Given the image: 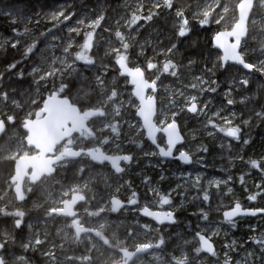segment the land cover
Segmentation results:
<instances>
[{"label":"snow or ice","instance_id":"1","mask_svg":"<svg viewBox=\"0 0 264 264\" xmlns=\"http://www.w3.org/2000/svg\"><path fill=\"white\" fill-rule=\"evenodd\" d=\"M149 2L151 7L146 15L142 12L141 0L130 19L123 17L131 31L125 34L117 28L115 36L119 40L120 47H110V51L115 54V64L118 65L119 75L124 77L126 84L132 85L131 95L127 101L121 99L123 91L119 88L116 77H112L111 86H109L106 73L111 62L105 63L101 59L98 65L97 58L90 54L95 29L101 26V21L105 19L104 15L89 14L82 8L74 10L76 8L74 4L70 6L65 2L54 10L43 13L45 18H50L54 22L51 27L47 28V31H43L39 28L40 14L33 13L29 16L23 8L16 7H5L2 10V14L10 18L11 24L16 25L12 28L14 35L11 37L13 41L11 47L16 49L22 57L20 61L13 60L7 63L0 71V139L3 140V143H0V152H4L5 158L13 162L7 181V190L15 195L17 202H25L34 187L45 180L50 179L60 183L63 197L67 198L61 199L62 207L48 208L46 215L47 217L66 216L77 238L80 237L81 232L88 231H95L97 235H102L101 229L104 227L102 224L97 229H87L79 222L78 206L88 201L86 190L95 179L85 161L93 166L98 165L101 169L110 165L114 170L104 177L111 212L125 213L135 209L137 213L150 217L161 227H174L180 223L177 215L179 205L174 202L172 195L176 189L163 192L153 178L143 172L141 182L148 191L153 193V198L149 200L146 193L138 194L133 189L134 181L125 178L136 173L141 161L137 152L122 146L124 140L127 139L128 143L136 145L145 157L173 158L168 162L173 163L179 160L184 164H192V149L186 147V137L181 134L177 120L186 108L190 113L204 115L206 117L205 127L210 125L213 130L238 142L229 143L227 147L229 149L235 147L238 150L237 158L244 160V156L239 155L241 145L251 147L255 144L250 129L258 124L264 126V79H261L264 76V58H262L264 57V13L258 11V9L264 10V0H236L234 6L227 0H203V3H197L196 9L191 13L187 8L174 3V0H149ZM159 9H163V13L157 11ZM230 11L235 12V15L228 23L227 14ZM162 15L165 22L170 20L172 25V38L169 44L160 48V52L165 57L162 70L158 67V63L154 62L156 56L151 58L144 56L143 66L138 64L129 66L132 63L130 57L135 54L137 43L133 33L139 34L140 28L143 27L140 21L153 22L152 26L155 27L160 22L158 18ZM21 24L23 32L20 31ZM117 24L119 25V21ZM211 24L219 26L212 35V49L216 51L209 49L207 57H204L203 53L198 54L197 58L189 57L188 65L185 67L192 72L191 65L199 62L204 64V67L200 69L201 75L193 74L194 82H190L189 87L201 93L208 91L217 95L222 94L226 98V105L222 103L221 107L213 113V116L223 121L222 124L217 123L204 111L208 108L207 103H204L202 108L198 106L197 95H190L191 102L188 104L176 105L172 102L168 109L163 107L159 96L163 81L157 72L169 73L171 77L183 75L179 72V65L172 60V57L179 51L178 43L186 40L189 43H195L191 37L196 30L198 28L207 30L206 26ZM30 25L35 26L30 27ZM80 26H85L89 30L85 32L84 43L80 45L81 50L73 52L72 36L62 37L59 34L64 29H67L69 34H79ZM257 39L260 55L253 57L251 53L256 49L252 48L250 40ZM57 40H60L61 44H56ZM8 42V40L4 41V43ZM0 47H3V43H0ZM49 47L62 48V54L57 56L53 52L51 55H46ZM140 55H144L142 44ZM213 55L216 57L214 62L211 60ZM37 56L43 57L40 63L35 60ZM25 60L32 65L28 73L18 67ZM78 62H83L82 67L94 70V75L81 77L76 66ZM209 62L212 63V67H208ZM219 68H226V73H231L233 70L241 73L239 77H231V87L223 93L218 92L220 84L217 80L204 79L208 73L215 75ZM148 70L156 71L146 76ZM74 73L80 80L79 86L68 79ZM26 75L32 77V83L36 85L34 91H31L30 85V91L22 94L18 88L12 87V83H8L13 77H17L13 83L22 86ZM57 80L60 81L58 85ZM44 84H50L51 87L44 88ZM250 84L258 85L255 91L249 87ZM9 88H12V91H9ZM45 92H47L46 96ZM233 92L241 97L239 101L232 95ZM181 95L184 93L181 92ZM21 96L23 98H19ZM237 103L242 104L244 108V112L239 115L238 110L229 107ZM26 104L29 105L27 109ZM125 104L135 109L131 117H129ZM223 112H228L229 115H222ZM96 120L100 121L102 135H98L96 128L93 127ZM74 124L86 127L96 143L84 146L77 144ZM123 124H127L129 129L136 130L131 139L121 136ZM245 128L249 129L247 133ZM145 131L151 141L148 147L144 146L143 139H136V137H143ZM215 134V131H208L209 136H215ZM165 138L166 143L162 146L161 142ZM12 139H15L14 144L10 143ZM42 140L46 142L41 143ZM57 143L60 144L62 150L57 149L55 146ZM112 145L115 146L114 149ZM152 145L156 150H152ZM178 145L180 147H177ZM105 146L109 147L106 149ZM49 147L51 151L48 150ZM221 147L225 145L221 144ZM262 149H264V144H262ZM196 151L210 154L209 147L204 144L197 145ZM174 153H178V156H174ZM38 159H46L48 165L39 171L34 164L30 165L32 170L24 171V177L27 178V186H25L24 177L18 179L21 162ZM229 159L232 157L230 156ZM204 160L205 157L201 156L196 162L202 163ZM151 162L156 165L161 164L159 159ZM246 166L258 170L260 179V183L255 185L257 191L249 190L247 199L250 201H256L258 198L264 200V151L261 152L259 159L249 157ZM68 172L72 173L74 179L65 183L62 174ZM250 174L245 172L240 175L241 185L247 184L246 177ZM113 176L116 178L114 186L111 180ZM188 177L194 187L202 188L200 184L202 177L198 172L194 179H192L191 172L188 173ZM160 179L163 180L164 177L161 176ZM230 180H232L231 175L227 180L209 179L208 184L209 186L215 185L219 189L222 184L226 185ZM180 187L181 185L177 184L176 188ZM227 191L231 193L233 189L228 187ZM127 192L131 193L130 196L125 195ZM198 198L199 195L193 197V199ZM209 199V192L203 191L199 211L194 214L198 223L192 229L191 240L181 236L183 243L178 245L177 249L167 251L165 264H197V262L199 264H264V224L256 226L250 224V231L244 240L234 238L218 243L213 237L220 235L221 226L215 225L210 218V213L214 210L220 211V208L213 209L209 206L206 209L203 205ZM152 204L158 205L159 210H153ZM34 206L40 207L35 202ZM164 206H168L169 210H164ZM104 211V208H99L96 214ZM240 215H259L260 219L264 220V207L245 208L237 200L233 207L223 211L224 222L230 229L237 227L235 217ZM133 219L135 225L144 232L157 230L149 223L141 224L140 220ZM214 226L215 230H213ZM189 227L192 226L189 225ZM224 235L227 237V232ZM247 241H251V244ZM46 244V238L41 237L40 232L34 227V221L28 218L25 209L21 207L10 209L7 204L0 205V264H33L32 256L29 254L37 251L47 257L46 264H55L57 246L53 244L44 247ZM164 249L167 247L163 236L155 242L137 243L134 250H129L125 245L116 253L115 264H137L142 256L154 255ZM156 258L159 259V256ZM91 259L87 255L65 257L68 264H76V261L80 264H91Z\"/></svg>","mask_w":264,"mask_h":264},{"label":"rangeland","instance_id":"2","mask_svg":"<svg viewBox=\"0 0 264 264\" xmlns=\"http://www.w3.org/2000/svg\"><path fill=\"white\" fill-rule=\"evenodd\" d=\"M140 2L141 0H118L117 2H114L113 8L111 12H109V15L104 25L95 29L93 46L95 43L97 44L95 57L97 58L98 65L101 59H103L105 63H108L110 59H112L113 62L115 61V54L110 51V47H120L119 40L115 36V30H117L118 28L120 31L124 32L125 34L131 31L126 20L123 19V17H128L130 19L132 12L138 7ZM198 2L203 3V0H174V3H176L177 5L187 8L189 13H191L196 9ZM227 2L234 6L236 0H227ZM142 3H143L142 12L144 14L148 12V9L149 7H151V4L149 0H142ZM59 5L62 4H58L49 9H46L43 13L50 12ZM94 9L98 10L97 15L102 14L105 11V6L103 4V1L95 2ZM258 11L264 13V10L258 9ZM43 13L42 14L40 13L39 15V23H45V22L54 23L53 21L50 20V18H45ZM227 15H228L227 22L230 23L234 15L232 14V11H230ZM117 21H119V25L117 24ZM162 22L164 23V28L161 31H158L156 26L155 27L146 26L143 24V27L140 28L139 34L133 33L134 39L137 43L135 44V54L132 55V57H130L131 60H133V58L141 57L142 61H144L145 64L144 56H147L149 58L156 56V59L158 56H160V52L155 49V45H157L162 39L161 32L169 34L172 28L171 21L169 20L166 23L163 15H162ZM15 26L16 25L11 24V20L7 15L5 14L0 15V43H3V47H0V54L4 53L8 48L12 49L11 43L13 41L11 40V37L14 35V33L12 32V28ZM33 26L35 25H30V27ZM42 26H43L42 24H39L40 29H42ZM215 26H217V28L219 27L216 24H211L209 26H206L207 30L202 28H198L196 30L195 34L191 37V39L194 42H199V46L196 47V49L192 52V55L189 54V56L186 57L185 60L183 61L182 64L183 75H181L178 78V80L177 79L170 80L160 77L161 81H163V85L159 89V96L161 98V103L163 107L165 109H168L169 106L172 104V102H175L176 105L188 104L191 102L189 96L197 95L198 106L202 108L203 104L207 103L208 108L205 109L204 111L207 112L209 117L215 119L217 123L222 124L223 121L213 116V113L216 112L221 107L222 103L226 105V98L222 94L217 95L216 93H211L208 91L201 93L189 87L190 82H194L192 79L193 74L201 75L200 69L204 67V64L202 62H199L195 65H191L190 67L192 68V72L189 71L188 67H185L186 65H188L189 57L197 58L198 54L200 53H203L204 57H207L208 50L212 49V44L210 43L209 47L205 48V42L212 39L213 32L215 31L213 27ZM132 27L134 28L135 26ZM47 28L44 29L43 31H47ZM80 28L81 31L79 34L76 33L69 34L67 32V29H64V31L59 34L62 37L68 35L72 36L73 52H77L81 50L80 45L84 43L85 32L89 30L85 26H80ZM5 29L7 31H11V33L7 32ZM20 31L23 32L22 24L20 25ZM80 37L81 40H78V38ZM5 40H8L9 42L4 43ZM55 43L59 45L61 44V41L57 40ZM141 44L144 45V55H140ZM250 44L252 48L256 49V51L252 52L251 55L253 57L259 56L260 49L258 46V39L250 40ZM188 45L190 47L192 43H189L186 40L180 44L179 49H185V47ZM53 52L57 56H59L62 54V48L53 49L49 47L46 50V55H51ZM105 53H108V55H105ZM157 53H159V55H157ZM42 58L43 57L41 56H37L35 60L37 63H40ZM215 59L216 57L215 55H213L211 60L214 62ZM78 63L79 64H77L76 66L78 68V72L81 77H91L94 75V70L87 67H82L83 62H78ZM31 66H32L31 63L25 60L18 67L22 68V70L25 73H28ZM208 67H212L211 62L208 63ZM112 68L113 66L109 64V69L108 72L106 73L109 79V86H111L112 77H116L112 71ZM3 69L4 68L0 67V71H2ZM154 71L156 70L146 71V76H150L151 73ZM240 75L241 73L235 70H233L231 73H226V69L222 70L221 68H219L215 72V75H213L212 73H208L207 76H204V79L217 80V82L220 84V88L218 89V92L223 93L229 87H231L230 84L231 77L232 76L239 77ZM24 79H27V81H25L22 84V86L20 84L13 83V80L8 81V83H12V87L18 88L22 94L28 93L30 91L29 88L30 85H31V91H34L36 89V85L35 83H32V77L26 75ZM68 79H74L76 81V86H79L80 80L77 77L76 73H74L72 77H68ZM261 79H264V76H262ZM59 82H60L59 80L56 81L57 85L59 84ZM117 82L119 88L123 91V96L121 97V99L127 101L131 95V87L128 85V83L127 84L125 83V80L118 81L117 79ZM50 87H51L50 84H44V88H50ZM205 87H207V85ZM249 87H252L253 90L255 91L258 85L250 84ZM8 90L12 91V88H9ZM41 91H43V88H41ZM181 92H183L184 95H181ZM210 94L213 96H210ZM232 95L235 97L237 101L241 99V97L237 96L235 92H233ZM19 98H23V97L21 96ZM28 106L29 105L26 104L25 108L27 109ZM125 107L128 108L129 117H131L132 113L135 112V109L127 104H125ZM229 107L238 110V115L239 113L244 112L243 105L240 103H237L235 106H229ZM186 110L187 109L185 108L184 112H182L177 117V119L181 131L183 135L186 137L185 145L187 148L192 149V155L194 158L193 169L189 171L180 170L177 168L176 164L173 165L171 163L162 162V161L160 165H156L151 162L154 161V157H145L143 156L142 153H139V158L142 159V161L140 163V170L137 172L136 175L137 176L136 179L138 183L135 185V187L137 188L139 187L140 189H143L144 190L143 192L146 193L148 199L152 200L153 193L148 191L145 188L144 184L141 182V173L146 172L148 175L153 177L154 182L157 184V186H159L162 189L163 192H171L173 189H176V191L172 192V195L174 197V202L177 205H179L177 214H180L178 216L180 223L176 227L163 229L161 236L165 238L166 243L167 241H171L172 243L170 244L171 246L169 249L167 248L161 250L160 252L154 255H145L144 257H141L137 261V264H165V261L167 259V255H166L167 251H172L173 249H177V246L183 243V240L180 239L181 236H184L187 239L191 240L192 236L191 237L188 236L187 232L185 231V229L187 228V224L184 221V217L185 215L187 216L192 215L193 222L195 223V227H196L198 222H197V217L194 214L198 213L199 211V206L201 205L203 191L205 190L209 192L210 199L209 201L204 202L203 206L206 209L209 206H211L213 209H216L217 207L220 208V211L214 210L210 213V218L215 222V225L221 226L220 235L213 237V239L218 243L220 241L226 242V240H231L234 238L238 240H244V238L250 231L249 228L250 224L253 226L264 224V220L260 218L250 219L249 221L240 219L237 222L238 226L236 227V231L234 232L223 226L219 220L221 219V213L226 209H228L229 206L235 204V202L240 199V195L242 191L238 190L237 180L241 175V173L244 171L245 165L243 164L247 162L249 157H253L257 159L260 158L261 152L264 151V149H262V144H264V136L259 138L257 142H255V144L250 148V150L246 151V153L243 152L242 150H239V155L244 156V160H240L239 158H237L238 150L235 147L232 149H229L227 147L229 143L236 144L238 142L232 141L228 137H226L223 133H219L218 131L213 130L210 125L205 127L206 117L204 115H199V114L190 115ZM21 115H23V113H21ZM222 115H229V113L223 112ZM133 123H135V120H133ZM93 127L96 128L97 134L99 135L103 134L101 133L100 130L99 120H96L93 123ZM246 130L247 128H245V131ZM208 131H215L216 132L215 136H209ZM135 132L136 130L134 128L129 129L127 124H123V131L121 132V136L122 137L127 136L129 139H131L135 135ZM193 135H195V139H193ZM143 138L144 135L143 137H136V139H143ZM89 142L94 143L96 142V140L95 141L94 139L89 140ZM10 143L14 144L15 139H12ZM84 143H86V141L85 142L77 141V144L79 145H83ZM126 143H128L127 139L124 140L122 146H124ZM199 144H206L209 147L210 154L204 152H197L196 146ZM221 144L225 145V147L222 148ZM108 147L109 146H105L106 149ZM111 147L114 149L115 146L112 145ZM2 153H3V158L5 160H8L5 158V153L4 152ZM201 156L205 157L204 162L197 163L196 162L197 159ZM230 156L232 157V159H229ZM189 172L192 173V179L195 178L197 172L201 175L202 177L200 180V184L202 185L201 189H197L189 182V177H188ZM229 175L232 176V180L228 181L226 185L222 184L219 189L215 185L209 186L208 184L209 179L227 180ZM161 176L164 177L163 180L160 179ZM254 179H259V177L252 176L251 178H248V181L249 182L255 181L257 184L260 183V180H254ZM94 182L95 179L93 183ZM93 183L90 184L89 189L86 190L87 195L89 197L88 201L85 202V204H83L80 209H78L79 222L87 229H97L100 227V225L103 224L104 227L101 229L102 235H97L95 231H88V232H81L80 237L77 238L75 232L73 231V228L69 226L70 225L69 219L57 217L55 215L51 217H47L46 210L48 208L62 207L60 203L61 199L67 198V197H63L61 184L57 183L54 180H50V179L45 180L42 184H40L41 188L35 190L32 195L33 202L27 204V210L30 211L41 210V212L44 214L43 218H32L31 220L34 221V227L40 232L41 237L46 238L47 240V244L44 247H49L53 244L57 246L55 249L57 255V261L55 262V264H68V262L65 260V257H79L81 255L90 256L92 258L91 264H115L117 251L120 248L124 247L125 245L128 246L129 250H134L137 243H143L147 241L155 242L156 240L159 239L156 238V235L158 233V230H160V228L156 227L154 224L150 223L149 221H146L144 223L151 224L153 228L157 229L156 231L144 232L139 226L135 225V221L133 218L135 219L140 218L138 213L135 211V209H133L131 212L121 213L120 219L117 222L112 221V217L108 214V211L110 210L108 195L107 194L103 195L102 193H98L97 190H94L95 188H93ZM112 183L114 186L115 181ZM177 184L181 185L179 189L176 188ZM25 186H27V183H25ZM228 187H231L233 189L231 193L227 191ZM7 189H8V184L6 181V172L0 169V200L6 198V196L8 195ZM197 195H199V198L193 199V197H197ZM34 202L36 204H39L40 207H35ZM22 203L25 204V202ZM142 203H144V201ZM151 207L153 208V210H159L158 205L152 204ZM254 207H264V200L258 198V201L252 205V208ZM99 208H104L105 211L96 214ZM164 210H169L168 206H164ZM125 220L127 221V223H125ZM115 223H117V225L121 227L128 225L129 229H131V227H135L136 229H134V231H129L127 235H124L122 237L118 236L119 230L116 229L112 231L113 233L112 236V234L109 232V229H111L112 225ZM213 230H215V226ZM225 232H227V237H225L224 235ZM129 233L132 234L129 235ZM247 243L251 244V241H247ZM29 255L32 256L33 264H46L47 262V257L45 255H42L40 251L30 253ZM157 256H159V259L156 258ZM76 264H80V262L76 261ZM197 264H199V262H197Z\"/></svg>","mask_w":264,"mask_h":264},{"label":"trees","instance_id":"3","mask_svg":"<svg viewBox=\"0 0 264 264\" xmlns=\"http://www.w3.org/2000/svg\"><path fill=\"white\" fill-rule=\"evenodd\" d=\"M97 1H103V4L105 6V11L102 13V15H104L105 19L103 21H101V26H103L108 15H109V12H111V10L113 8V3L117 2L118 0H0V15L2 14V10L5 7L23 8L28 15H32L33 13H39V14L41 13L42 14L46 9H49L55 5H58V4H64L65 2H67V4H70V5L74 4L76 6V8H74V10H77V8H82L84 11L88 12L89 14H97L98 10L94 9L95 2H97ZM45 5H47V6H45ZM157 11H160L163 13V9L157 10ZM144 14L146 15L147 13H144ZM232 14L235 15V12L232 11ZM154 19H157V18H154ZM158 19L160 22L158 24H156L155 26L157 27L158 31H161L164 28V23L162 22V16H160ZM140 23L144 24L146 26H152V24H153V22H148V21H140ZM39 24L43 25L41 30H44L47 27L48 28L51 27L53 23H46L45 22V23H39ZM216 28H217V26L213 27V29H215V30H216ZM7 32L11 33V31H7ZM161 37H162V39L160 40V42L157 45H155V49L159 52H160L161 47L169 44V40L172 38V32L170 31L169 34L161 32ZM78 40H81V37L78 38ZM210 43H211V40L206 41L205 42V48H208ZM180 44L181 43H178V48L180 47ZM198 46H199V42H195V44L192 43V45L190 47L188 45L185 47V49H179V51L175 54V56L172 57L173 62L176 63L177 65H179V72L182 73V64H183V61L185 60V58L188 57L189 54L192 55V52ZM73 49H75V48H73ZM96 49H97V44L95 43L93 48H92V51L90 53L94 57L96 54L95 53ZM213 51H215V50H213ZM21 59L22 58L20 57V53L17 52L16 49H14V48L9 49L8 48V49H6V51L4 53L0 54V67L4 68L7 63L13 62V60L20 61ZM131 61H132V63H130L129 66H135L137 64L140 66L144 65V61H142L141 57L133 58V60H131ZM110 62H111L110 64L114 68V69L112 68V71L115 74V76L117 77L118 81H123V79H121L120 76L118 75V71L115 68L114 62L112 61V59H110ZM154 62H157L158 67L162 70V65L165 62V57H164L162 52H160V56H158ZM157 75H160L161 78H166V79H170V80H176V79L178 80V78L181 76V75H178V77H171L169 73H162V72H157ZM16 79H17V77L12 78L13 81H15ZM71 80L76 85V81L74 79H71ZM25 81H27V79H24V82ZM44 94L46 96L47 92H45ZM210 96H213V95L210 94ZM248 131H249V129H247L245 132L247 133ZM250 133H251L252 138L255 140V142H257V140L259 138L264 136V126L258 125L256 127H253L250 129ZM245 138H247V136H245ZM143 142H144V146L148 147V144L145 142L144 139H143ZM0 143H3L2 139H0ZM185 144H186V142H185ZM123 147L126 149L130 148L134 152H137L138 154L140 153L139 148L136 145L126 143ZM251 147L241 145V150L246 153V151L250 150ZM157 159H158V157H154V161ZM140 161H142V159H140ZM85 163L88 165L92 175L94 174V177H95V182L93 183V188H95L94 190H97L98 193H102L103 195H106L104 193V189H102V186H104V187L107 186L104 177L106 175H108V172H111L110 169L108 167L104 168V169H100L99 167H94L88 161H85ZM12 166H13V162L9 159L5 160L3 158V153L0 152V169L4 170V172H6V181H8L9 174L12 171ZM181 168H183V167H181ZM139 170H140V165L137 167L136 173L134 175L126 177L125 179L126 180H133L134 181L133 189L136 190L138 194L143 195V194H145L143 192L144 190L143 189L141 190V189L135 187V185L138 183V181L136 179V177H137L136 175H137V172ZM182 170H184V168ZM245 172H249L251 174L246 177V180H247L246 185H241L239 178L237 180L238 190L242 191L239 201L241 202V204L243 206H252L255 202L258 201V199L255 202H253V201L248 200L246 197L249 194V190H251L252 192L257 191V189L255 188V185L257 183L255 181L249 182L248 178H251L252 176L259 177V171L251 169L250 166H246V163H245V168H244V171L241 173V175L244 174ZM62 179L64 180L65 183H67V182L73 180L74 177H73L71 172H68L66 174H62ZM111 180H112V182H114L116 180L115 176L111 177ZM254 180H260V179H254ZM40 188H41L40 185L34 187L33 192L29 194V198L25 201V204L16 203L15 198L12 195V192L8 191V195L6 196V198L0 200V205L7 204V206L10 209L16 208V207H21V208L25 209V211L28 213L29 219L43 218L44 214L41 212V210H37V211L27 210V204H30L33 202L32 195H33L34 191L38 190ZM130 194H131L130 192L126 193L127 196H130ZM142 202L143 201H141V203ZM80 208L81 207H79L78 209H80ZM120 215H121V213L113 216L112 221L117 222L120 219ZM177 215L179 216L180 214H177ZM137 220H140L141 223L146 222V220H144L142 218H139ZM219 220H220L221 224L223 226H225L226 228H228L229 230H232L234 232L236 231V228L230 229L229 226L227 225V223L222 221V219H219ZM184 221L187 224V228L185 229V231L187 232V235L191 237L192 236V229L195 228V223L193 222V216L192 215L191 216L185 215ZM125 223H127L126 220H125ZM189 225H191L192 227L190 228ZM116 229L119 230L118 236L122 237L124 235H127L129 231H134V229H136V228L131 227V229H129L128 225L121 227V226H118L117 223H115L112 225L111 229H109V232L112 234V236H113L112 231L116 230ZM163 229L164 228L158 230L156 238H159L161 236ZM166 244H167L166 247L169 249L171 246L170 244H172V243H171V241H167ZM115 252H116V250H115Z\"/></svg>","mask_w":264,"mask_h":264},{"label":"water","instance_id":"4","mask_svg":"<svg viewBox=\"0 0 264 264\" xmlns=\"http://www.w3.org/2000/svg\"><path fill=\"white\" fill-rule=\"evenodd\" d=\"M211 44H212V39H211ZM221 55H222V50H221V53H220ZM229 63H232L231 61H229ZM114 65H115V67H116V69H117V71H118V65H116L115 64V61H114ZM242 67V66H241ZM245 71H247V70H245ZM122 77V76H121ZM122 78H124V77H122ZM129 84V86L131 87V89H132V85L130 84V83H128ZM134 98V97H133ZM188 112V111H187ZM188 113H190V112H188ZM190 114H193V113H190ZM73 129L75 130V134H78V135H81L83 132H85V133H87L88 135H89V133H88V129L86 128V127H83V125H77V124H74L73 125ZM82 129V130H81ZM159 135V134H158ZM144 137H145V139H146V141L147 142H149L150 144H151V141L148 139V137H147V133H146V131L144 132ZM46 141H44V140H42L41 141V143H45ZM164 142L166 143V138H165V140H164ZM56 147H59L60 146V144L59 143H57L56 145H55ZM153 147H155L154 145H152ZM177 147H180L179 145L177 146ZM48 150L49 151H51V147H49L48 148ZM160 158V160L161 161H170V160H172L173 158H163V157H159ZM181 162V161H180ZM182 164H184L183 162H181ZM32 164H34L35 165V167H36V169H37V171H39V170H42V169H44V168H46L47 167V165H48V161L46 160V159H38V160H36V161H22L21 162V165H20V173H19V176H18V179L20 178V177H24V171L27 169V170H29V171H31L32 169H31V167H30V165H32ZM184 165H186V166H189V165H191V164H184ZM109 167L111 168V166L109 165ZM112 170V169H111ZM112 171H114V170H112ZM27 178L26 177H24V180H26ZM15 196V195H14ZM17 202V201H16ZM17 203H20V202H17ZM84 203V202H83ZM83 203H81L80 205H82ZM79 205V206H80ZM78 206V207H79ZM109 214L111 215V216H114V215H116L117 213H114V212H111L110 210H109ZM138 215L140 216V217H142L143 219H146V220H149L150 222H152L156 227H158V228H161V226L156 222V221H154V220H152L150 217H145V216H143L142 214H139L138 213ZM57 216H62V217H65V218H67L66 216H63V215H57ZM259 216V215H258ZM258 216H244V215H240V216H237V217H235V220H237V219H239V218H256V217H258ZM68 219V218H67ZM145 256V255H144ZM143 257V256H142Z\"/></svg>","mask_w":264,"mask_h":264},{"label":"flooded vegetation","instance_id":"5","mask_svg":"<svg viewBox=\"0 0 264 264\" xmlns=\"http://www.w3.org/2000/svg\"><path fill=\"white\" fill-rule=\"evenodd\" d=\"M215 50V49H214ZM216 51V50H215ZM222 70H224V69H226V68H221ZM245 71V70H244ZM120 76V75H119ZM120 78L121 79H123V80H125L124 78H122L121 76H120ZM129 85V84H128ZM187 111V110H186ZM190 114V113H189ZM190 115H194V114H190ZM181 129V128H180ZM181 134L183 135V133H182V131H181ZM75 138H76V142L77 141H86V143H84L83 145H80V146H84V145H86V144H95L96 142H94V143H91V142H89V140H93L94 139V141H95V138H93V137H91L90 135H88L87 133H85V132H83L81 135H78V134H75ZM229 138V137H228ZM144 140H145V142L148 144V146H150L151 144L149 143V142H147L146 141V139H145V137L143 138ZM230 140H231V138H229ZM185 142H186V140H185ZM161 144H162V146H164L165 145V142L163 141V142H161ZM152 147V150H156L155 149V147H153V146H151ZM57 149H59V150H62V148H61V146H59V147H57ZM174 156H178V153H174ZM158 159L160 160V158L158 157ZM161 161V160H160ZM162 162H168V161H162ZM169 163V162H168ZM171 164H176V166H177V168L178 169H180V170H182L183 168H184V170H187V171H189V170H191V169H193L194 168V158H193V163L191 164V165H189V166H186V165H184V164H182L179 160H176L175 162H173V163H171ZM243 165H245V164H243ZM94 167H99L100 168V166H94ZM181 167H183V168H181ZM108 168L110 169V171H112L111 170V168L109 167V165H108ZM101 169V168H100ZM25 183H27V179L25 180ZM13 194V193H12ZM14 195V194H13ZM15 197V196H14ZM15 201H16V199H15ZM17 203V202H16ZM20 203H22V202H20ZM83 204H85V202L83 203ZM82 204V205H83ZM82 205H80L79 207H81ZM234 206V204L233 205H231V206H229L228 207V209H226V210H229L231 207H233ZM243 206V205H242ZM78 207V208H79ZM243 207H245V208H252V206H243ZM78 210V209H77ZM225 210V211H226ZM108 214H109V211H108ZM117 214H119V213H117ZM116 214V215H117ZM110 215V214H109ZM55 216H57V215H55ZM111 216V215H110ZM115 216V215H114ZM57 217H62V216H57ZM111 217H113V216H111ZM140 217V216H139ZM62 218H65V217H62ZM140 218H142V217H140ZM256 218H260V216H258V217H256ZM256 218H239V219H237L236 221L238 222V220H240V219H244V220H250V219H256ZM65 219H67V218H65ZM143 219V218H142ZM221 219H222V221H224V218H223V212L221 213ZM144 220H146V219H144ZM146 221H149V220H146ZM150 222V221H149ZM150 223H152V222H150ZM226 223V222H225ZM153 224V223H152ZM174 227H176V226H174ZM162 228H171V227H161L160 229H162ZM144 257V256H143Z\"/></svg>","mask_w":264,"mask_h":264},{"label":"bare ground","instance_id":"6","mask_svg":"<svg viewBox=\"0 0 264 264\" xmlns=\"http://www.w3.org/2000/svg\"><path fill=\"white\" fill-rule=\"evenodd\" d=\"M172 32V31H171ZM204 145H206V144H204ZM102 187H104V186H102ZM139 188V187H138ZM102 189H104V193L105 194H107V191H108V188H107V186H105L104 188H102ZM140 189V188H139ZM142 190V189H141Z\"/></svg>","mask_w":264,"mask_h":264}]
</instances>
